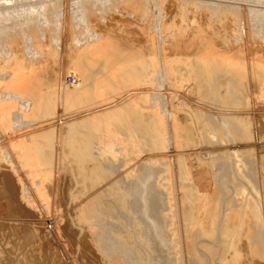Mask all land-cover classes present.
I'll use <instances>...</instances> for the list:
<instances>
[{
    "label": "bare ground",
    "instance_id": "1",
    "mask_svg": "<svg viewBox=\"0 0 264 264\" xmlns=\"http://www.w3.org/2000/svg\"><path fill=\"white\" fill-rule=\"evenodd\" d=\"M26 11L0 9V198L66 210L83 264H264V0Z\"/></svg>",
    "mask_w": 264,
    "mask_h": 264
},
{
    "label": "rangeland",
    "instance_id": "2",
    "mask_svg": "<svg viewBox=\"0 0 264 264\" xmlns=\"http://www.w3.org/2000/svg\"><path fill=\"white\" fill-rule=\"evenodd\" d=\"M39 1L42 0H10L9 2L0 3V9L8 8L9 12L12 13V20L20 22L22 18L27 17L29 13L26 11L19 15L15 11L26 10L30 8V6H38ZM229 28L230 24H224V28L221 26L220 30L225 29V34L224 31H221V33L229 36L231 34L230 32H232ZM49 75L51 76V74ZM261 140L264 141L262 138ZM24 178L26 179V177ZM26 182L29 185L28 181ZM68 182L65 183L66 193H68L70 189L75 190L78 186L75 187L74 181ZM6 199L5 197L0 198V205H3V208L4 206L5 208L7 207L4 209L5 211H3L2 208L0 211V264H83L85 262V258L81 255L82 244L80 245V238L83 237L82 233L77 232L78 229H75L77 227L72 220L73 217L69 216L70 214L67 215L66 210H63V213H61L62 219L69 221L70 225L67 231L61 229V233L55 231L56 234L51 227V223L48 224V222H45L47 218H45L44 222H40L33 217L29 218L22 214L23 211H21V209L20 211H18L19 208L16 210V207H18L16 206V201H14V203L10 200L11 205L14 203L13 206H10V202L6 203V201L8 202V199ZM42 212V209L41 211H36L37 214L39 213L38 215H43ZM70 219L73 223H71L72 221ZM48 221L50 222V220ZM63 222H65V220ZM71 228L76 230V234L71 232ZM77 242H79V244Z\"/></svg>",
    "mask_w": 264,
    "mask_h": 264
}]
</instances>
